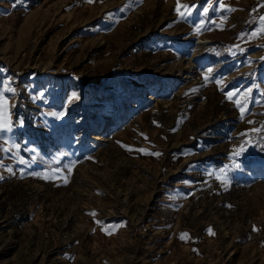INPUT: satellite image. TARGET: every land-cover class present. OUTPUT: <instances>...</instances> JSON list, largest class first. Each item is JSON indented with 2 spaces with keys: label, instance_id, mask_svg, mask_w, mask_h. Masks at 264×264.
Returning a JSON list of instances; mask_svg holds the SVG:
<instances>
[{
  "label": "rangeland",
  "instance_id": "obj_1",
  "mask_svg": "<svg viewBox=\"0 0 264 264\" xmlns=\"http://www.w3.org/2000/svg\"><path fill=\"white\" fill-rule=\"evenodd\" d=\"M179 3L0 0V264H264V0Z\"/></svg>",
  "mask_w": 264,
  "mask_h": 264
},
{
  "label": "snow or ice",
  "instance_id": "obj_2",
  "mask_svg": "<svg viewBox=\"0 0 264 264\" xmlns=\"http://www.w3.org/2000/svg\"><path fill=\"white\" fill-rule=\"evenodd\" d=\"M88 2L91 3V2H93V0H88ZM181 7H184V9H185L186 11L188 10V6H186V5H185V6H182V5L179 3V0H177L176 11H177L178 13H180L181 16H183L185 13L181 11ZM221 7L223 8L224 5L221 4ZM207 12H208V8H205V9H204V13L207 14ZM261 20L264 21V17H261ZM261 32H264V27L261 28ZM253 35H256V34L254 33ZM205 79H207V77H205ZM233 95H234V93H228V98L231 99ZM0 103H2L3 105H6V104H7V101H0ZM239 103H240V102L237 101V104H239ZM244 111H245V109L242 107V108H241V115L244 114ZM249 123H252V121H249ZM8 127H9V125H8L7 122H0V129H6V128H8ZM253 131L259 132V131H261V129H253ZM242 150H243V149H241V151H242ZM236 154L238 155L239 153H236ZM156 155H159V153H156ZM186 236H187V234H182L180 238H181V239H185Z\"/></svg>",
  "mask_w": 264,
  "mask_h": 264
},
{
  "label": "bare ground",
  "instance_id": "obj_3",
  "mask_svg": "<svg viewBox=\"0 0 264 264\" xmlns=\"http://www.w3.org/2000/svg\"><path fill=\"white\" fill-rule=\"evenodd\" d=\"M258 168H261L264 174V163H258V164H251L250 170H256Z\"/></svg>",
  "mask_w": 264,
  "mask_h": 264
}]
</instances>
